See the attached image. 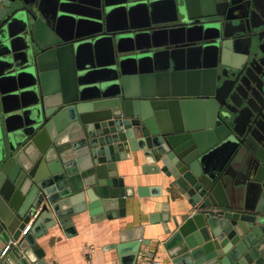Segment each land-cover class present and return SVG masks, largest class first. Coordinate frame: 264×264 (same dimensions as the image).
Instances as JSON below:
<instances>
[{
    "label": "water",
    "instance_id": "water-1",
    "mask_svg": "<svg viewBox=\"0 0 264 264\" xmlns=\"http://www.w3.org/2000/svg\"><path fill=\"white\" fill-rule=\"evenodd\" d=\"M125 158L187 209L173 264H264V0H0V264H47L37 237L74 214H124Z\"/></svg>",
    "mask_w": 264,
    "mask_h": 264
},
{
    "label": "crops",
    "instance_id": "crops-1",
    "mask_svg": "<svg viewBox=\"0 0 264 264\" xmlns=\"http://www.w3.org/2000/svg\"><path fill=\"white\" fill-rule=\"evenodd\" d=\"M141 162L125 158L116 164V176L134 189V194L126 198L124 214L111 213L99 219H91L87 210L74 214L73 230L67 233L60 224L49 227L37 237L34 253L43 255L47 264H119L115 244L126 233L123 230L137 231L141 226L145 241L140 244L135 264H153L155 258L159 264H173L163 241L175 226L173 218H180L187 209L176 206L167 182L159 173L144 171ZM137 186L159 187L160 193L149 190L138 194ZM162 207L167 209L169 219L160 218Z\"/></svg>",
    "mask_w": 264,
    "mask_h": 264
},
{
    "label": "built area",
    "instance_id": "built-area-1",
    "mask_svg": "<svg viewBox=\"0 0 264 264\" xmlns=\"http://www.w3.org/2000/svg\"><path fill=\"white\" fill-rule=\"evenodd\" d=\"M26 229H27V227L23 228V230H22V231H23V232H25V231H26ZM140 257H141V258H143V257H144V255H141ZM159 262H160V260H159V259H156V258H155V259H153V261H152V263H153V264H159Z\"/></svg>",
    "mask_w": 264,
    "mask_h": 264
}]
</instances>
